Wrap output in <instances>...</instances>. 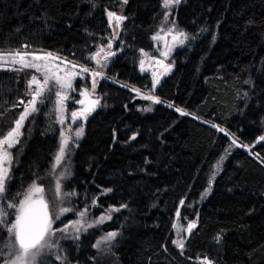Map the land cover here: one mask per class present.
Here are the masks:
<instances>
[{
    "label": "trees",
    "instance_id": "trees-1",
    "mask_svg": "<svg viewBox=\"0 0 264 264\" xmlns=\"http://www.w3.org/2000/svg\"><path fill=\"white\" fill-rule=\"evenodd\" d=\"M109 11L127 17L118 29L109 25ZM163 14V0H0V51H49L86 63L114 31L111 49H121L100 77L101 104L85 123L64 186L78 207L95 200V215L119 211L83 234L76 249L67 244L64 264H200L205 256L213 264H264V0H181L174 19L188 41L153 89L138 61L141 49H152ZM33 74L0 68V134L23 110L13 105L29 99ZM133 88L160 102L146 110L148 101ZM38 109L12 149L4 200L51 166L59 128L48 109ZM175 220L185 224L182 250L172 243ZM189 221L196 222L191 233ZM114 230L110 253L99 255L97 236ZM5 236L0 230V249Z\"/></svg>",
    "mask_w": 264,
    "mask_h": 264
},
{
    "label": "snow or ice",
    "instance_id": "snow-or-ice-1",
    "mask_svg": "<svg viewBox=\"0 0 264 264\" xmlns=\"http://www.w3.org/2000/svg\"><path fill=\"white\" fill-rule=\"evenodd\" d=\"M123 3H127V0H123ZM181 3V0H163V6L167 8H171L173 5H178ZM108 22L109 25L112 26L114 22V26L118 29L121 23L127 19V17L123 15H117L116 12L109 11L108 12ZM168 13H165V18L167 19ZM175 29V24L173 23L172 27H169L166 31V35L173 34ZM163 30V29H162ZM117 33L113 32V37H115ZM173 41L178 42L179 44H184L185 40L188 39V35L183 31H175V34L172 36ZM154 40L163 39L160 33L157 32L155 36H153ZM28 46L25 45L24 48ZM108 49H111V42L107 45ZM103 51V48L99 49L96 53H94L91 59L96 60V63L100 64V52ZM143 56H147L148 54L144 52L143 49L140 50ZM171 51V46L168 47V50L161 53V56L167 57L169 52ZM114 55L113 52L109 51L105 54L103 59H107L108 56ZM39 61H44L45 63H39ZM49 61H59L60 63L50 64L47 63ZM156 64L162 65L165 71L170 70L171 65H163V62L160 60L155 61ZM71 65V68L75 69L77 67L76 64H72L64 58H60L58 56L53 55L52 53H44L43 55H38L35 53L25 52L22 50H17L15 52L9 53H0V68H7V70L11 71H24L26 69H34L36 73H40L41 75L38 77L36 74L31 75V78L27 81V95L30 97L27 101L20 100L17 104H14L13 107L23 106V110L20 112L19 117L15 119L14 126L10 128V130L6 134H0V199L6 198V193L8 192L7 184L11 179V165L13 161V156L10 151L13 147H15L20 142V136L22 135L21 129L24 125V122L34 113L39 111L37 105L39 103H43L46 98L45 94L53 91L54 86H59L61 90L55 91L54 95L56 97V112L58 115V122L64 123L63 113L65 111V101L69 99V96L64 91V89H72V79L75 76L79 75V72H71L68 71L67 68L61 69L60 64ZM145 61L143 59L140 60V65L143 70ZM12 65V67L8 68V65ZM55 68V71H53ZM63 71L64 74L60 75L59 73ZM81 72H89L90 70L87 67H81ZM163 75V73H161ZM93 80H92V90H95L96 87V79L95 77H102L103 73L96 71L92 72ZM159 82L157 74L153 73V84L152 88L155 89L156 84ZM133 91L140 94V90L133 88ZM80 95L84 97V99L75 101L76 103L82 105V107L76 111L71 113V117L73 120H77L81 117L87 118V116L95 109V107L99 104V100H93L90 98V93L87 88L81 91ZM146 100H151L154 103H159V97L154 95H145L143 97ZM171 106V105H170ZM176 111L181 115H187L184 110L180 108H176ZM213 127H219L218 125H212ZM221 132L224 131L223 128L219 129ZM82 128L77 129L75 135L77 137L82 135ZM61 140L59 144L58 152L55 156V163L53 165V169H55L58 165H60L61 161L64 160L66 151L69 147L70 137L65 135V132L62 130L60 133ZM135 139V136L132 137ZM260 141H264V136L259 137ZM233 144H236L237 141L233 139ZM243 147H247L245 145H241ZM223 159V158H222ZM219 167V165H217ZM63 175V173H61ZM211 183V182H210ZM56 196H60L61 194V184L59 179L56 181ZM105 192H110L111 189H105ZM72 195V194H69ZM20 196H23L22 199H19ZM14 202H8L4 205H0V227L4 228L8 233L9 239L4 242L3 248L0 249V256H4V252L7 251V257L4 261V264H37L38 257L44 252L45 249H49L54 247L53 244L49 242V236L53 233L52 223L53 218L49 212V202L44 198V188L33 182L28 189L23 193H18L16 197H13ZM95 204L96 201L93 200ZM180 204L183 205L184 201L181 200ZM121 207H126V205H121ZM7 209H14L15 219L13 221H9L8 217L10 213ZM119 209H112L110 211H118ZM70 211L68 208H61L60 213H66ZM87 214V209L81 211L79 216L81 219H78L72 222L74 229L77 233L81 231L83 228L86 230L93 226V224L86 223L85 217ZM176 215L179 217L180 213L177 211ZM58 218V217H57ZM104 219H111L110 214L105 217L99 218V220L95 221V223H102ZM69 225H65L64 230L68 229ZM176 225H173L175 228ZM196 227L195 221H189L187 224V232L191 233L192 229ZM118 235L117 232H108L105 236L101 237L100 240L96 242L94 247L100 248L102 244L110 243L115 237ZM78 238V237H77ZM219 239V238H217ZM178 248L181 250L184 248V239L180 238L172 241ZM55 259L57 261L63 260L64 257L61 255H56ZM200 264H213V261L208 257H204L201 259Z\"/></svg>",
    "mask_w": 264,
    "mask_h": 264
},
{
    "label": "rangeland",
    "instance_id": "rangeland-1",
    "mask_svg": "<svg viewBox=\"0 0 264 264\" xmlns=\"http://www.w3.org/2000/svg\"><path fill=\"white\" fill-rule=\"evenodd\" d=\"M176 7H177V5H173L171 8H167V9L164 7L163 18H162L160 24L158 25V27L156 28L155 32L152 35V49L150 51H144L145 53L148 54L147 56H143L140 52V59L138 61V71L140 73L149 74L152 78V82H153V73L154 72L157 74L159 82H160V80L164 76H166L167 74H169L172 71V68H173L172 56H173L174 52L178 49L183 48L188 41V39L185 40V43L182 45L179 44L178 42L173 41L172 36H173V34H175V31H182L177 26L176 21L174 19V11H175ZM165 13H168L167 19L165 18ZM173 23L175 24V29H174L173 34L166 35L165 33H166L167 29L169 27H172ZM157 32L160 33V35H161V37H163V39H160V40H154L153 39V36H155L157 34ZM115 40H116V38L112 37L109 42H111V44L113 45ZM169 46H171V51L169 52L168 56L167 57L161 56V53L167 51ZM101 48H103V51L100 52V56L98 57V59H100V64L98 65L96 63V60L91 59V57L94 53H96ZM15 51H17V50H3V51H0V53L6 54L9 52H15ZM22 51L35 53L38 55H43L44 53H52L49 51H41V50L40 51H32V50H23L22 49ZM109 51L113 52L114 55L108 56V58L106 60L103 59L105 54ZM120 51H121V49L108 50L107 45L100 44L96 47V49L91 54H89L86 57V59H87L86 63H79V62L70 60L66 57H63L61 55L52 53L55 56H58L60 58H64L67 61L71 62L72 64L77 65V67L75 69H73V68H71L70 64L65 65V64L61 63L60 64L61 69L67 68L68 71L79 72V75L75 76V78L72 79V85H73L72 89H64V91L69 96V99L67 101H65V111L63 113V116H64V123L63 124L58 122V115L59 114L56 112V104H55L56 97L54 95L55 91L61 90L59 88V86H54L52 92L45 94L46 98L44 99L43 103H39L37 105L38 108H42L43 110L46 108L49 110L48 115L52 116L54 118L53 120L58 125V128H59L57 148H56L55 153L53 155L49 171H48L47 175L43 177L42 180L34 181L37 184H40L44 188V198L49 202V212L53 218V223L51 226L53 233L50 234V236H49V242L54 245V247L44 250V252L41 254V256L38 257L37 264H55V263L56 264H64L65 261H67V257L69 254L68 253L69 248H68L67 244L74 245V243L77 242L83 234L88 233L94 229L101 227L105 222L110 221L114 217L115 213H117L119 211V210L118 211H110L112 209H118L116 207H111V208H108V209L104 210L103 212L95 215L94 214V204L84 206V207H78L77 204L75 203V200H74L75 196L73 195V192L65 190L64 186H65L66 181L72 175V164H73L72 163V156H73L75 148L77 147L78 142L80 141V139L82 138V136L84 134L85 123H86L87 119L90 117V115H92V113H94L100 107V104H101L100 97L98 96V93H97V86H98V82L100 80V77H95L96 87H95V90L93 91L92 90V80H93L92 72L99 71V72L103 73L104 69L112 62V60L120 53ZM141 59H143L145 61L143 70H142L141 65H140ZM156 60L162 61L163 65H171L170 70L165 71V69L162 65L156 64V62H155ZM39 63H45V62L39 61ZM47 63L56 64V63H60V62L59 61H54V62L49 61ZM7 67L10 68V67H12V65L9 64ZM81 67H87L90 71L89 72H81L80 71ZM4 69H7V68H4ZM32 70L34 71V74H36L38 77L41 75L40 73H36L34 69H32ZM53 71H55V68H53ZM161 73H163V75H161ZM59 74L63 75L64 72L61 71ZM85 88H87L89 90L90 98L93 100L98 99L99 104L87 116V118L81 117L77 120H73L71 117V113L82 107V105L76 103L75 101L84 99V97H82L80 95V93ZM139 90H140L139 95L136 92V95L139 98L144 99L143 97L145 95H149V94L153 95V93L151 91H144L142 89H139ZM147 101H148V105H146L144 108L146 110H149L153 107V105L155 103L151 100H147ZM25 122H24V124H25ZM214 125H217V124H214ZM81 128L83 130L82 135L77 137L75 135V132L77 129H81ZM220 128L224 129V131L222 133H224L226 135L229 134L224 127L219 126L218 130ZM62 130L65 132L66 136L70 137L69 147L66 151L64 160L61 161L60 165H58L55 169H53V165L55 163V156H56L58 149H59V144H60V140H61L60 133ZM21 132H22V129H21ZM12 149H10L11 153H12ZM12 156H13V153H12ZM223 162H224V158L219 159L217 161V163L213 166L211 173H210L208 185H207V188L202 195V199L206 198V196L209 194L210 189L212 187V182L216 178V176L219 174V172L221 171ZM217 165H219V167H217ZM13 167H14V156H13V161H12V165H11V172H12ZM61 173H63V175H61ZM57 179H59L60 184H61V194L58 197L56 196V187H55ZM31 184H33V183H31ZM69 194H72V195H69ZM22 198H23V196H21L19 199H22ZM8 202H14V201H9L7 199L6 200L0 199V205H4ZM61 208H68V209H70V211L61 214L60 213ZM85 209H87V214H86V217L84 219H85L86 223L93 224V226L90 228H87L86 230H84L82 228L81 231L79 233H77L74 229L72 222H74L78 219H81L79 216V213L81 211H84ZM7 211L10 213V215L8 217L9 221H13L15 219V215H14L15 210L14 209H7ZM109 214L111 216V219H104L102 223H95V221L99 220V218L105 217L106 215H109ZM65 225H69V227L66 231H62V230H64ZM175 225H176V227L174 228L173 241L180 239V238L185 239L186 238L185 224H180L177 220H175ZM0 230L5 232L6 236H5L4 242H6L9 239L8 233L2 227H0ZM110 232H117L118 233V230H114V231H110ZM107 233L108 232H104V233H101L99 236H97L95 244L98 240L101 239V237L105 236ZM4 242H3V244H4ZM113 242H114V240H112L110 243L102 244L99 249L95 247L97 250V253L99 255L106 254L108 252L110 253V247L112 246ZM3 244L1 246V249L3 248ZM73 247L76 249L75 245ZM56 255H61L62 257H64V259L57 261L55 259ZM6 257H7V251L4 252V256H1L0 264H4Z\"/></svg>",
    "mask_w": 264,
    "mask_h": 264
}]
</instances>
